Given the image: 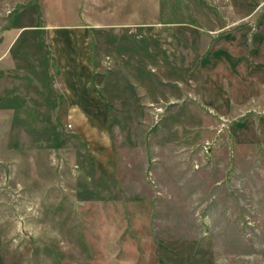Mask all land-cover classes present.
<instances>
[{
  "label": "rangeland",
  "instance_id": "obj_1",
  "mask_svg": "<svg viewBox=\"0 0 264 264\" xmlns=\"http://www.w3.org/2000/svg\"><path fill=\"white\" fill-rule=\"evenodd\" d=\"M85 1L0 0V264H264V0Z\"/></svg>",
  "mask_w": 264,
  "mask_h": 264
},
{
  "label": "crops",
  "instance_id": "obj_2",
  "mask_svg": "<svg viewBox=\"0 0 264 264\" xmlns=\"http://www.w3.org/2000/svg\"><path fill=\"white\" fill-rule=\"evenodd\" d=\"M93 1V2H92ZM94 0H91V2H90V0H86L85 1V3H84V5L83 6H85V8H86V10L87 11H91L90 12V14H93L92 12H95L96 11V9L94 8ZM30 3V5H28L26 8L28 9V12H30L31 11V7H32V3L31 2H29ZM100 8H102V7H100ZM26 9V10H27ZM78 11V13L79 12H81V14H83V10L81 11V7H80V9L78 10H76V12ZM102 11H106V9H103ZM110 12L111 11H114V9H110L109 10ZM85 14V13H84ZM83 14V15H84ZM79 16V15H78ZM78 18V17H77ZM32 22V21H31ZM34 22H36V21H34ZM56 25H59V24H56ZM54 26V25H52V24H48V26H53V27H58V26ZM30 26V25H29ZM65 27V26H64ZM66 27H69V28H75V29H81V27H83L82 25H72V26H66ZM90 28H94L95 27V25H90L89 26ZM72 30H74V29H72ZM71 33L73 34V32L71 31ZM74 35V34H73ZM76 38L77 37H72V39L73 40H76ZM71 38L70 39H68V38H65L64 40L63 39H61L62 40V45H61V48H58L59 49V51L57 50V53L61 56L63 53H64V55L67 57L68 55H70V58H68V62H67V64H62V66H61V71H62V74L61 75H68V76H73L74 78H76V79H74L73 78V81L71 80V81H68V88H69V90H70V92H71V97H70V99L72 100V101H74L73 103H72V107L73 108H75V109H78V108H82L83 106V104H82V102L80 101V98L77 96V94L79 93V91H80V89H81V91L83 90V91H87L88 92V94H90V95H92L93 94V88H92V86H91V80H92V73H91V69H92V67H90V59H89V53H88V44H89V41H88V43H86V45H85V47H82L81 49H79V50H77L76 52H74L73 50V48H72V42H71V40H72ZM60 52V53H59ZM61 52H62V54H61ZM55 53V52H54ZM73 54H84L83 55V58H82V60H83V62L82 63H79V64H81L80 66L82 67L81 69H75V68H73L74 67V63H73V60L72 59H74L73 58ZM58 55H56V53H55V57H57ZM77 60V59H76ZM73 65H72V64ZM82 84V87L80 88L79 86V84ZM67 91H68V89H67ZM83 109V108H82Z\"/></svg>",
  "mask_w": 264,
  "mask_h": 264
}]
</instances>
